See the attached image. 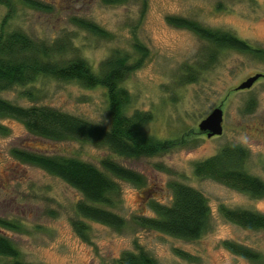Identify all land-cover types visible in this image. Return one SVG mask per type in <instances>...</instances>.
<instances>
[{
    "label": "rangeland",
    "instance_id": "rangeland-1",
    "mask_svg": "<svg viewBox=\"0 0 264 264\" xmlns=\"http://www.w3.org/2000/svg\"><path fill=\"white\" fill-rule=\"evenodd\" d=\"M40 1L46 9L29 8L14 0L11 28L24 29L49 42L71 38L76 51L69 55L78 53L95 69L115 49L133 53L137 39L148 48L143 66L125 82L132 95L128 108L130 112H152L147 131L159 139L175 140L176 145L155 156L128 158L90 142L41 138L18 119L2 118L9 133L0 134V218L19 223L20 229L0 231L19 249L20 259L32 264H118L125 251L143 249L158 264H264V230L245 229L228 221L220 209L225 205L264 213V197H253L194 173L196 162L227 145H239L248 151V172L264 180V76L249 89H236L249 77L264 74V60L234 49L219 50L212 57V43L189 29L171 25L167 19H195L264 48V0H128L121 4ZM7 12L8 7L0 4V22ZM74 17L96 22L112 37L92 35L76 26ZM190 73L196 75L195 80H189ZM29 88L37 92L35 100L22 95ZM0 97L21 105H50L110 124L102 87L41 78L28 87L0 90ZM217 107L224 111V131L209 138L199 124ZM14 149L77 156L98 166L101 159L110 157L141 172L146 186L119 180L121 196L111 209L127 224L117 230L80 217L77 203L83 195L60 177L15 157ZM174 181L193 186L208 198L209 226L197 239L147 229L135 220L137 215L153 213L149 202L154 199L169 202ZM146 188L152 189L148 197L144 195ZM76 221L87 225L85 237L77 231ZM226 240L255 248L261 259L252 261L234 254L224 246ZM12 263V258L0 256V264Z\"/></svg>",
    "mask_w": 264,
    "mask_h": 264
},
{
    "label": "trees",
    "instance_id": "trees-1",
    "mask_svg": "<svg viewBox=\"0 0 264 264\" xmlns=\"http://www.w3.org/2000/svg\"><path fill=\"white\" fill-rule=\"evenodd\" d=\"M106 4H121L128 0H103ZM29 8L46 9L40 0H20ZM8 12L0 22V90L16 86L28 87L41 78L59 81H76L86 88L102 87L105 90L110 115V124L104 125L81 116L64 112L50 105H21L0 97V134H8L9 128L2 118L21 121L33 135L54 141L79 140L107 146L114 153L128 158L151 157L166 152L176 145L175 140H163L151 135L146 125L152 121L153 113L145 110L129 111L132 95L125 85L127 78L145 63L148 48L138 39L134 41V52L115 49L95 69L76 51L71 38L54 41L35 38L21 28L10 26L15 13L14 0H0ZM168 22L178 28H186L214 45L211 56L224 49H234L264 60V48L251 44L230 31L214 29L195 19L169 16ZM72 22L81 29L101 38H111V33L96 22L74 17ZM213 61V60H212ZM264 76V74H263ZM262 76V77H263ZM196 75L190 73L189 80ZM237 89V88H236ZM238 90V89H237ZM22 95L35 100L37 92L31 88ZM18 159L38 166L60 177L76 188L83 199L77 203V212L84 219L94 220L123 229L126 219L111 208L121 196L119 180L145 187L144 175L117 160L105 157L100 166L77 156L46 154L28 149H14ZM248 151L239 145H227L216 154L195 163L194 173L200 178H211L224 185L247 193L253 197H264V180L246 169ZM172 197L169 202H149L152 214L135 216L144 228L157 230L174 237L197 239L208 228L210 205L206 195L199 189L180 181L170 184ZM151 188L144 190L150 196ZM223 216L245 229L264 230V213L245 208L221 206ZM77 231L85 237L87 225L74 223ZM0 228L19 230L20 224L0 218ZM224 246L236 255L259 261L261 253L241 242L226 240ZM188 259L190 254L179 252ZM0 256L13 259L12 264H32L20 259V251L10 238L0 231ZM118 264H158L155 258L143 249L125 251Z\"/></svg>",
    "mask_w": 264,
    "mask_h": 264
},
{
    "label": "water",
    "instance_id": "water-1",
    "mask_svg": "<svg viewBox=\"0 0 264 264\" xmlns=\"http://www.w3.org/2000/svg\"><path fill=\"white\" fill-rule=\"evenodd\" d=\"M262 73H258L254 76L249 77L245 81H243L237 89L244 90L249 89L253 86V84L262 77ZM224 111L222 107H217L212 110V112L205 117L199 124L200 131L207 134V136L213 137L216 135H222L224 131Z\"/></svg>",
    "mask_w": 264,
    "mask_h": 264
}]
</instances>
